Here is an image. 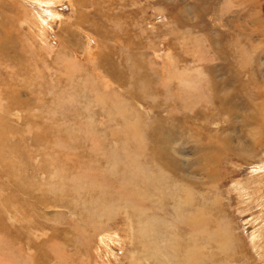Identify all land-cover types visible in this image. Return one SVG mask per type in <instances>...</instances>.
Instances as JSON below:
<instances>
[{"label":"rangeland","instance_id":"374dc122","mask_svg":"<svg viewBox=\"0 0 264 264\" xmlns=\"http://www.w3.org/2000/svg\"><path fill=\"white\" fill-rule=\"evenodd\" d=\"M5 42L0 264H264V0H0Z\"/></svg>","mask_w":264,"mask_h":264},{"label":"bare ground","instance_id":"6f19581e","mask_svg":"<svg viewBox=\"0 0 264 264\" xmlns=\"http://www.w3.org/2000/svg\"><path fill=\"white\" fill-rule=\"evenodd\" d=\"M252 2V1H251ZM56 8H57V6H53V5H51L50 7H42V8H40V6H36L35 5V11H36V14H37V16H39V18H41L42 20H48V19H50V17H51V19H55L56 17H59L62 13H58L57 11H56ZM41 9V10H40ZM48 12V13H47ZM50 16V17H49ZM17 18H18V16H16V21H18L17 20ZM50 21H52V20H50ZM53 22V24L55 23L54 21H52ZM15 24V23H14ZM17 25V24H16ZM16 25H14L13 26V28L16 26ZM13 33V29H11L10 30V32H9V34H12ZM6 35H8V33L6 34ZM5 35V36H6ZM48 45H49V43H47ZM8 55H14V56H16L17 54H15V52H13L12 51V49H11V47H10V45L7 43V42H5L3 45H2V47H1V49H0V64L3 66V69L0 71V76H3V75H5L6 73H7V71L8 70H12V66L13 65H10V64H6V62H5V58H6V56H8ZM244 55V54H243ZM15 89V88H14ZM131 131V130H130ZM131 138V137H130ZM230 145V144H229ZM231 146V145H230ZM131 148V147H130ZM132 149V148H131ZM141 150H142V148H141ZM134 151V150H133ZM239 153V152H238ZM77 195V194H76ZM63 199V198H62ZM92 202V201H91ZM126 203H128V202H126ZM137 205V204H136ZM136 205L134 206V210H136L137 209V207H136ZM84 206H85V204H84ZM93 206V205H92ZM91 208V207H90ZM89 208V209H90ZM130 210L132 211L133 209L132 208H130ZM129 215V214H128ZM93 222V221H92ZM97 227V226H96ZM256 236V235H255ZM106 241V240H105ZM74 245V244H73ZM260 262H263L264 261V256L263 255H261L260 256Z\"/></svg>","mask_w":264,"mask_h":264}]
</instances>
